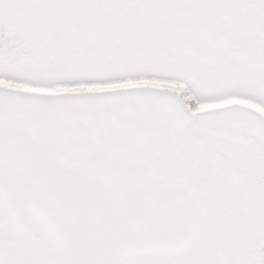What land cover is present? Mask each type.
I'll list each match as a JSON object with an SVG mask.
<instances>
[{"label": "snow or ice", "instance_id": "snow-or-ice-1", "mask_svg": "<svg viewBox=\"0 0 264 264\" xmlns=\"http://www.w3.org/2000/svg\"><path fill=\"white\" fill-rule=\"evenodd\" d=\"M0 264H264V0H0Z\"/></svg>", "mask_w": 264, "mask_h": 264}]
</instances>
